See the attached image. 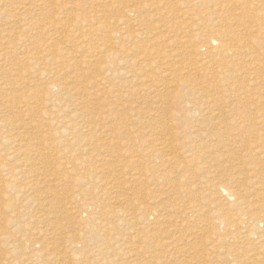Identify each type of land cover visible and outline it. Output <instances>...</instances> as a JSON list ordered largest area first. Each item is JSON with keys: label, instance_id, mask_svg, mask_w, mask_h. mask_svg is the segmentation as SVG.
<instances>
[{"label": "rangeland", "instance_id": "obj_1", "mask_svg": "<svg viewBox=\"0 0 264 264\" xmlns=\"http://www.w3.org/2000/svg\"><path fill=\"white\" fill-rule=\"evenodd\" d=\"M0 16V264H264V0H0Z\"/></svg>", "mask_w": 264, "mask_h": 264}, {"label": "bare ground", "instance_id": "obj_2", "mask_svg": "<svg viewBox=\"0 0 264 264\" xmlns=\"http://www.w3.org/2000/svg\"><path fill=\"white\" fill-rule=\"evenodd\" d=\"M1 17V16H0ZM230 50H234V49H228V48H224L223 47V45L221 44L220 46H218V44H216L215 43V41H208L207 42V55H209L210 57H212V58H214L215 57V55H217V54H220V53H224V54H226L228 51H230ZM224 72H222V74H223ZM204 100V99H203ZM260 101L263 103L264 102V98H260ZM202 102H204V101H202ZM205 104V103H204ZM195 107V108H194ZM193 107V110L195 109L196 111H198V107H202L201 105H197V104H195V106ZM203 113H205V112H203ZM202 114V113H201ZM216 114V113H215ZM224 115V114H223ZM219 116V115H218ZM217 116V117H218ZM215 118V119H219V117L218 118ZM174 120V118H172L171 117V120L170 121H173ZM61 122V121H60ZM2 122H0V124H1ZM59 123V122H58ZM224 123H226V122H224ZM246 123V122H245ZM57 124V123H56ZM64 124V123H63ZM2 125H3V123H2ZM48 126L50 125V124H47ZM58 125V124H57ZM61 126H64V125H62V123L60 124ZM203 124L202 123H197L195 126H197V127H200V126H202ZM239 125V129L240 130H244V129H247L248 128V125H243V124H238ZM4 126V125H3ZM23 126V125H22ZM177 126H178V124H174V123H172V122H167L166 123V128L162 131V134L163 135H169V136H171V138L169 137L167 140H165L164 141V143H162L163 145L165 144L166 145V147L168 146V147H170L171 149V151L173 152V153H175L176 152V145H175V140L177 139L176 137H178V136H180V134H178V133H175V129H177ZM194 126V127H195ZM4 127H7V126H4ZM215 127L217 128V129H219V130H224V131H229V128L227 127V126H224V125H222V124H220V123H218V124H216L215 125ZM2 128V127H1ZM23 128V127H22ZM25 128V127H24ZM23 128V129H24ZM58 128H60V127H58ZM14 129V128H13ZM11 130H12V128H11ZM194 130H196L195 128H194ZM5 131V130H4ZM13 131V130H12ZM16 131V130H15ZM6 132V131H5ZM8 132H10V131H8ZM8 132H6L7 133V135H8ZM196 132H198V131H196ZM4 133V132H3ZM6 133L3 135V136H6ZM196 135H198V134H196ZM8 136H10V135H8ZM234 136V135H233ZM239 135L237 134V136H235V137H238ZM234 137V138H235ZM7 138V137H6ZM240 138H242V135H241V137ZM236 139V138H235ZM3 140H5V139H3ZM7 140H10V139H7ZM12 140V139H11ZM18 140V139H17ZM14 141V140H13ZM24 142H25V140H23ZM172 141H174V143L172 142ZM9 142V141H8ZM19 142V141H18ZM21 142V141H20ZM27 143H29L28 142V140L26 141ZM25 142V143H26ZM220 142V141H219ZM234 143H236L235 141H234ZM161 144V145H162ZM14 146H15V144H14ZM24 146V145H23ZM21 147V146H20ZM19 147V148H20ZM16 148H18V147H16ZM156 149V148H155ZM155 149H154V151H155ZM166 149V148H165ZM158 150H159V148H158ZM160 150H161V148H160ZM159 150V151H160ZM105 152H108V151H105ZM156 152V151H155ZM165 153H167V152H165ZM107 154H109V153H107ZM159 154V153H158ZM174 155V154H173ZM179 155V154H178ZM159 156H162V155H159ZM163 156H165V155H163ZM13 157V156H12ZM167 157V156H166ZM169 157V156H168ZM173 157V156H172ZM10 158V157H9ZM173 158H175V156L173 157ZM15 159V158H14ZM165 159V158H164ZM7 160V159H6ZM13 160V159H12ZM169 160V159H168ZM172 160V159H171ZM170 160V161H171ZM11 161V160H10ZM237 186V185H236ZM232 187V186H231ZM235 187V186H234ZM227 189V188H226ZM226 189H223L224 191H223V193H225L226 194V198H228V197H231V196H233V194H235V193H237V192H240V189L239 188H237L235 191H234V193H233V190H232V195H230L231 194V192H230V194H229V192H227V190ZM229 189V188H228ZM233 189V188H232ZM235 189V188H234ZM231 190V189H230ZM229 190V191H230ZM246 191V190H245ZM244 191V192H245ZM251 191V190H250ZM82 192V191H81ZM253 192V191H252ZM79 194H80V192H79ZM230 195V196H229ZM22 195H19L18 197H21ZM231 199V198H230ZM28 200L30 201V199L28 198ZM225 200H227L228 201V199H225ZM229 202V201H228ZM237 205V203H235V202H233L232 204L231 203H228V206H236ZM88 207H90L91 205H87ZM155 208V207H154ZM153 208V210H151V212L153 211V212H155L154 210L156 209H154ZM252 209V208H251ZM250 209V210H251ZM156 211H158V210H156ZM191 211V210H190ZM160 212V211H159ZM223 212V211H222ZM224 212H225V210H224ZM161 213V212H160ZM152 214V213H151ZM124 215V214H123ZM126 215H127V213H126ZM126 215H124L125 217H126ZM149 215V214H148ZM160 216H161V214H159ZM240 215V217L238 218V221H239V223H245L246 221L244 220V217L246 216V215H244V214H239ZM238 215V216H239ZM150 216V215H149ZM148 216V217H149ZM154 216V215H153ZM153 216H151V217H153ZM171 216V215H170ZM173 216V215H172ZM91 217V215L89 216V218ZM88 218V219H89ZM158 218V217H157ZM165 218V217H164ZM262 219L259 221V220H257V221H259L261 224H260V226L258 227H254V229L256 230V232L257 233H255V234H257V241H258V243H261V245H262V242L264 241V232H262V230H261V228H263V222H264V218L263 217H261ZM88 219H87V221H88ZM143 219V225L145 226V225H148V230H149V228H151L150 226L153 224V223H155L154 221H153V223H151V219L152 218H142ZM156 219V218H155ZM159 219V218H158ZM160 219H163L162 217L160 218ZM165 219H167V218H165ZM171 219V218H170ZM253 219H254V217H250V220H249V222H253ZM90 220V219H89ZM168 220V219H167ZM178 220V219H177ZM91 221V220H90ZM157 221V220H156ZM162 221H166V220H162ZM159 222V221H158ZM161 222V221H160ZM169 222V221H168ZM167 222V223H168ZM86 223V222H85ZM147 223H149V224H147ZM164 223V222H163ZM158 224V223H157ZM255 224V223H254ZM85 225V224H84ZM150 225V226H149ZM172 225H173V223H172ZM175 225V224H174ZM242 225V224H241ZM152 226H154V224L152 225ZM160 227H161V225H159ZM87 227H88V225H87ZM164 227V226H163ZM253 227V226H252ZM157 228V227H156ZM159 229V228H158ZM257 229H258V231H257ZM84 230V229H83ZM156 230V229H155ZM162 230V229H161ZM264 230V229H263ZM35 231H36V229H35ZM169 232V231H168ZM253 232V231H252ZM251 232V233H252ZM260 232V233H259ZM95 233V232H94ZM167 233V232H166ZM92 234H93V232H92ZM96 234V233H95ZM94 234V235H95ZM157 234H159V233H155V235H157ZM83 235H84V233H83ZM91 235V234H90ZM98 235V234H97ZM96 235V237H98ZM168 235H170V234H168ZM249 235V234H248ZM84 237H85V235H84ZM167 237H169V236H167ZM247 239V238H246ZM80 240V239H79ZM84 240H86L85 238L82 240V241H84ZM91 240H93L92 238H91ZM90 240V241H91ZM96 240V239H95ZM84 243V242H83ZM157 244H156V246L159 244V242H156ZM244 243V242H243ZM80 244H82V243H80ZM94 244V243H93ZM74 247H78L79 246V243H75L74 242ZM104 245H106L107 247H109V243H108V241H106V239L104 238ZM103 244H100V247H105ZM247 245H249V244H247ZM246 245V246H247ZM251 245H254V244H250V246ZM111 246V245H110ZM159 246V245H158ZM242 246V245H241ZM51 247H53V246H51ZM99 247V246H98ZM160 247V246H159ZM164 247V246H163ZM262 247H264V246H262ZM87 248V247H86ZM110 248V247H109ZM249 248V247H248ZM259 248H260V246H259ZM50 249V248H49ZM88 249V248H87ZM90 249V248H89ZM160 249H162V248H160ZM164 249V248H163ZM162 249V250H163ZM246 249H247V247H246ZM251 249V248H250ZM50 250H52V249H50ZM73 250H75V249H73ZM86 250V249H85ZM106 250V249H105ZM108 250V249H107ZM119 250V249H118ZM121 250H122V248H121ZM247 250H249V249H247ZM258 250V249H257ZM100 252L101 250L100 249H98V248H94V251L92 250V253L94 252ZM104 251V250H103ZM102 251V252H103ZM159 251V250H158ZM161 251V250H160ZM254 251V247H253V250H252V252ZM262 251V250H261ZM37 252V251H36ZM48 252V251H47ZM51 252V251H50ZM62 252H64V251H62ZM80 252H82V251H80ZM79 252V253H80ZM115 252H116V250H115ZM251 252V253H252ZM35 253V252H34ZM49 253V252H48ZM51 253H53V252H51ZM55 253V252H54ZM84 252H82V254H83ZM91 253V254H92ZM101 253V252H100ZM122 253H124V251L122 252ZM247 253H248V251H247ZM246 253V254H247ZM250 253V252H249ZM37 254H38V252H37ZM40 254V253H39ZM81 254V253H80ZM81 254V255H82ZM86 254V253H85ZM125 254V253H124ZM32 255H34V254H32ZM48 255H50V254H48ZM52 255V254H51ZM54 255V254H53ZM52 255V256H53ZM56 255L58 256V254L56 253ZM252 255H254V254H252ZM76 256H78V255H76ZM240 256V255H239ZM248 256V255H247ZM56 257V256H55ZM240 257H242V256H240ZM239 257V258H240ZM249 257V256H248ZM253 257V256H252ZM126 258V257H125ZM251 258V257H250ZM249 259V258H248ZM248 259H246V261H249L250 262V260H248ZM133 260V259H132ZM125 261V260H124ZM245 261V260H244ZM132 262V261H131ZM249 262H245L246 264H250ZM67 263V262H66ZM128 263H129V261H128ZM132 264V263H131ZM133 264H136V262L134 263V261H133ZM156 264H157V261H156Z\"/></svg>", "mask_w": 264, "mask_h": 264}]
</instances>
